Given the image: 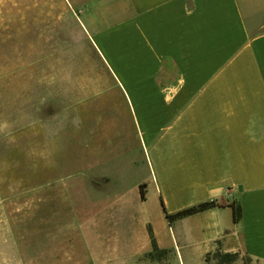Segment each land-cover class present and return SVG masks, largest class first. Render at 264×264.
Wrapping results in <instances>:
<instances>
[{
  "label": "crops",
  "instance_id": "0c3cea01",
  "mask_svg": "<svg viewBox=\"0 0 264 264\" xmlns=\"http://www.w3.org/2000/svg\"><path fill=\"white\" fill-rule=\"evenodd\" d=\"M57 1L110 78L98 120L67 137L82 240L137 258L150 227L183 264H264V0ZM206 201L219 206L166 217Z\"/></svg>",
  "mask_w": 264,
  "mask_h": 264
},
{
  "label": "rangeland",
  "instance_id": "374dc122",
  "mask_svg": "<svg viewBox=\"0 0 264 264\" xmlns=\"http://www.w3.org/2000/svg\"><path fill=\"white\" fill-rule=\"evenodd\" d=\"M58 4L0 0V264H183L176 251L98 259L82 240V181L71 178L81 164H66L67 137L83 113L98 120L110 78Z\"/></svg>",
  "mask_w": 264,
  "mask_h": 264
},
{
  "label": "trees",
  "instance_id": "16d2710c",
  "mask_svg": "<svg viewBox=\"0 0 264 264\" xmlns=\"http://www.w3.org/2000/svg\"><path fill=\"white\" fill-rule=\"evenodd\" d=\"M142 186L143 185L141 184L139 187L140 191H141V197L143 196ZM215 206H219V204L214 202V201L201 202V203L183 208V209H181L175 213L166 214V217H167L168 221L171 223L175 219L182 218L184 216H188V215L194 214L196 212L203 211L207 208H211V207H215ZM240 215H241V210H240V207L237 206L236 207V218L238 219L240 217ZM148 230H149V236H150L151 245H152V250L150 253H153L155 251H158V252L163 251V250L158 249L156 241L153 237V234H152L150 227L148 228ZM213 256H214V258L217 259L218 264H230L231 262H233L236 259L237 254H235V253H220V252L216 251L213 253Z\"/></svg>",
  "mask_w": 264,
  "mask_h": 264
}]
</instances>
